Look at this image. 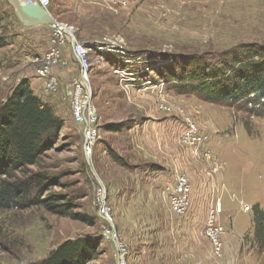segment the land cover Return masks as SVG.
Masks as SVG:
<instances>
[{
	"label": "rangeland",
	"instance_id": "374dc122",
	"mask_svg": "<svg viewBox=\"0 0 264 264\" xmlns=\"http://www.w3.org/2000/svg\"><path fill=\"white\" fill-rule=\"evenodd\" d=\"M51 2L49 12L68 36L51 69L58 81L55 93L37 78L40 62L35 61L50 50L57 27H25L12 2L0 0V104L19 80L39 81L32 89L65 126L35 169L57 178L61 185L51 191L67 195L75 211L95 223L40 207L0 210V264L39 262L77 238L103 241L93 264H120L121 246L125 264H264V246L254 240V206L264 210V112L257 115L247 99L208 98L180 87L171 76L181 73L182 67L174 70L179 65H217L244 47L264 48V0ZM75 41H111L125 52L114 51L101 65L90 54L88 87L100 137L89 158L82 148L83 123L76 122L71 106L82 73ZM125 55L141 58L134 71L149 70L133 87L113 72ZM148 79L151 85L139 86ZM189 121L211 134L208 143L194 147L184 141ZM181 177L189 182L193 200L185 215L172 209L170 199ZM194 219L209 242L212 262L188 248ZM210 220L223 227L219 252L207 234Z\"/></svg>",
	"mask_w": 264,
	"mask_h": 264
},
{
	"label": "trees",
	"instance_id": "16d2710c",
	"mask_svg": "<svg viewBox=\"0 0 264 264\" xmlns=\"http://www.w3.org/2000/svg\"><path fill=\"white\" fill-rule=\"evenodd\" d=\"M188 65L190 68L179 65L174 70L182 67L181 73L171 74L179 80L180 87L199 90L214 100L247 99L257 115L264 112V48L244 47L217 65L212 61ZM64 121L35 94L28 79L19 80L11 88L0 104V210L40 207L51 214L95 223L92 217L75 211L76 205L67 195L51 191L61 185L57 178L35 169L58 144ZM254 215V240L264 246V210L257 204ZM102 242L86 238L66 240L39 262L29 264H93Z\"/></svg>",
	"mask_w": 264,
	"mask_h": 264
},
{
	"label": "built area",
	"instance_id": "2783aa9c",
	"mask_svg": "<svg viewBox=\"0 0 264 264\" xmlns=\"http://www.w3.org/2000/svg\"><path fill=\"white\" fill-rule=\"evenodd\" d=\"M23 4H39L45 9L49 10L51 7V0H19ZM56 38H53V45L50 50L43 55V57L37 58L35 62H40L37 70V78L44 80L45 88L49 91L55 93L57 90L58 81L52 76L51 69L54 67L61 59L62 45L65 43L68 36L64 34L60 28L55 29ZM74 53L76 59L82 67L81 76L76 79L74 83V90L71 93V106L74 112V119L77 123H83V153L86 157H91L95 152L96 143L100 137L99 128V115L94 109L91 102V89L88 87L89 74L91 67L93 66L92 59H90V54L96 55L95 63L101 65L106 62L109 56L115 53L124 54L122 49L116 47L115 42H104V41H94V42H80L75 41L73 44ZM108 56V57H107ZM124 57L121 64L117 65L113 72L117 77L120 78L121 83L132 87L135 86L137 82V76L143 77L149 70L148 68L142 67L141 69L134 71V67L140 63V57H135L134 55ZM152 79L143 81L139 86H148L152 84ZM184 141L194 147L206 144L211 139V134L201 128V126L196 123L189 121L187 127L183 134ZM205 155L211 156V151L205 147ZM182 178V177H181ZM178 179L176 186L171 193V203L172 209L179 215H185L186 212L191 210L193 200L191 199V191L189 182L185 179ZM218 211L221 210V203H218ZM223 232L222 226L215 225L211 220L208 222L207 234L210 236L211 242L217 252L221 249V243L219 240L220 234ZM126 248L121 246L119 254V263L125 264Z\"/></svg>",
	"mask_w": 264,
	"mask_h": 264
},
{
	"label": "water",
	"instance_id": "95a60500",
	"mask_svg": "<svg viewBox=\"0 0 264 264\" xmlns=\"http://www.w3.org/2000/svg\"><path fill=\"white\" fill-rule=\"evenodd\" d=\"M16 10L17 16L22 21L25 27H33L42 24H49L53 27H58L65 31L64 25L58 22L49 12L39 4H22L19 0H10ZM66 26V25H65ZM71 29V28H69ZM73 36V33H71ZM99 181H101L98 178ZM112 228H114L113 221L107 217Z\"/></svg>",
	"mask_w": 264,
	"mask_h": 264
},
{
	"label": "crops",
	"instance_id": "0c3cea01",
	"mask_svg": "<svg viewBox=\"0 0 264 264\" xmlns=\"http://www.w3.org/2000/svg\"><path fill=\"white\" fill-rule=\"evenodd\" d=\"M37 82L32 81L31 84L37 85V84H39V81H37ZM195 204L197 205V201ZM189 224L192 225V228H193L192 233H191V235H189L190 237L188 238V240L186 242V243L189 242L188 248L191 250L190 252H192V254L194 255V253L195 252L197 253V251H198L199 254L204 256V258L210 259V256L212 257V255L210 254V256H209V252L207 249L209 246V242H207L206 237L203 235V231L200 229L201 228L200 227V221L198 219H194V220L190 221ZM187 258H190V257L187 256ZM196 258H193V259H196ZM186 260H188L190 262V259H186ZM209 261L212 262L211 259ZM205 264H208L207 260H206Z\"/></svg>",
	"mask_w": 264,
	"mask_h": 264
},
{
	"label": "bare ground",
	"instance_id": "6f19581e",
	"mask_svg": "<svg viewBox=\"0 0 264 264\" xmlns=\"http://www.w3.org/2000/svg\"><path fill=\"white\" fill-rule=\"evenodd\" d=\"M22 4H23V3H22ZM63 27H64V26H63ZM69 31H70V33H73V31H72V30H69ZM67 32H68V31H67ZM70 33H69V34H70Z\"/></svg>",
	"mask_w": 264,
	"mask_h": 264
}]
</instances>
